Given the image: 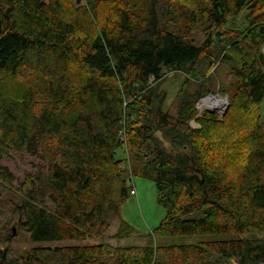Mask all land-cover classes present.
<instances>
[{
    "label": "trees",
    "instance_id": "16d2710c",
    "mask_svg": "<svg viewBox=\"0 0 264 264\" xmlns=\"http://www.w3.org/2000/svg\"><path fill=\"white\" fill-rule=\"evenodd\" d=\"M178 17L209 26L201 45L190 27L170 29ZM219 61L235 79L222 120L196 117L191 96L175 117L162 111L163 69L202 81ZM263 101L264 0H0V160L17 153L46 164L15 207L30 241H102L111 219L121 223L114 239L135 234L119 219L134 178L154 184L165 210L144 246L33 249L18 260L0 251V264H196L208 255L264 264ZM47 193L53 212L42 207ZM178 236L224 239L158 243Z\"/></svg>",
    "mask_w": 264,
    "mask_h": 264
},
{
    "label": "rangeland",
    "instance_id": "374dc122",
    "mask_svg": "<svg viewBox=\"0 0 264 264\" xmlns=\"http://www.w3.org/2000/svg\"><path fill=\"white\" fill-rule=\"evenodd\" d=\"M76 0H72L75 3ZM84 0H80L79 5H83ZM245 12L236 18L237 26L245 25ZM184 27H190L191 40L196 46L201 45L209 32V26L204 22L195 21L193 23L186 22L182 17L177 18L175 26L170 29L175 32H181ZM215 51V45L210 48V53ZM196 72L203 73L206 66L200 64ZM211 79L199 81L192 79L193 77L183 72L169 71L163 69V79L157 83L158 91L163 95L162 111L167 113L170 117H175L177 113L178 100L182 96L194 97V107L196 109V117H201L207 112L205 107H200L201 102L206 98H215L222 101L225 105L219 111L212 110L211 114L217 115L219 121L227 112L230 105V97L233 94L235 79L233 78L231 67L228 63L218 62L214 68L209 72ZM202 93V95H199ZM198 95V96H197ZM210 104V103H209ZM260 115L264 122V101L260 106ZM190 127L199 129L196 121L190 122ZM155 137L162 144L165 150H169L170 141L161 133H156ZM46 164L37 157H31L28 154L20 155L12 153L8 158L0 160V174H4L1 169H6L8 174L13 178L12 184H6L0 179V251L7 253L8 259L18 260L21 256L27 254L33 249L59 248L63 246L72 245H95L100 242L109 247L110 250L117 246L139 245L147 244V235L155 230L165 216V210L158 204L157 193L154 184L149 180L134 178L132 185L135 190L133 196L129 193L128 199L122 204L119 212V219L130 226L135 234H131L128 238L121 240L114 239L113 236L117 233L121 223L118 219H111L108 221V230L104 233L102 241H86L83 243L68 242V243H39L34 244L30 241L28 232L23 228L24 218L15 210V207L20 204L21 198L27 193L36 189L35 177L39 170L44 169ZM49 193H47L43 200V206L48 211H54L55 207L47 200ZM195 216V215H194ZM224 237L213 236L208 238L198 237H184L178 236L164 239L158 243L161 245L171 244H185V245H200L206 240H222ZM46 255V254H45ZM47 257V258H46ZM47 262L55 264L48 256L44 257ZM223 264L216 260V256L208 255L203 258V261L196 262V264ZM234 264V263H232Z\"/></svg>",
    "mask_w": 264,
    "mask_h": 264
},
{
    "label": "bare ground",
    "instance_id": "6f19581e",
    "mask_svg": "<svg viewBox=\"0 0 264 264\" xmlns=\"http://www.w3.org/2000/svg\"><path fill=\"white\" fill-rule=\"evenodd\" d=\"M224 105L225 103H223L222 101H218L215 98H206L201 102L200 107H205L215 111H219Z\"/></svg>",
    "mask_w": 264,
    "mask_h": 264
},
{
    "label": "water",
    "instance_id": "95a60500",
    "mask_svg": "<svg viewBox=\"0 0 264 264\" xmlns=\"http://www.w3.org/2000/svg\"><path fill=\"white\" fill-rule=\"evenodd\" d=\"M79 2H80V0H76V4H79ZM206 111L211 112V113L213 112L212 110H208V109H206Z\"/></svg>",
    "mask_w": 264,
    "mask_h": 264
},
{
    "label": "built area",
    "instance_id": "2783aa9c",
    "mask_svg": "<svg viewBox=\"0 0 264 264\" xmlns=\"http://www.w3.org/2000/svg\"><path fill=\"white\" fill-rule=\"evenodd\" d=\"M130 194L133 196V194L135 195V190L134 189H132L131 191H130Z\"/></svg>",
    "mask_w": 264,
    "mask_h": 264
}]
</instances>
